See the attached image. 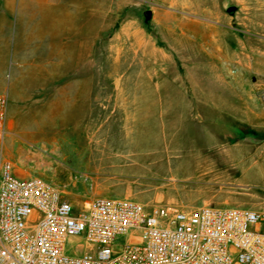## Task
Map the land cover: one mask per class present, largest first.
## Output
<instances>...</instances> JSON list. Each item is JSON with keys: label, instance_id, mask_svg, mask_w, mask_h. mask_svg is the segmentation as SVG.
Wrapping results in <instances>:
<instances>
[{"label": "rangeland", "instance_id": "obj_1", "mask_svg": "<svg viewBox=\"0 0 264 264\" xmlns=\"http://www.w3.org/2000/svg\"><path fill=\"white\" fill-rule=\"evenodd\" d=\"M158 1L112 3L106 0V49L101 50V66L93 65L96 52H90V71L92 75H105L107 81L92 83V89L98 90L100 85L106 90L145 91L152 89L148 83L151 76L160 89L186 91L187 106L193 103L202 117L199 122L187 119L177 127V116L171 115L173 128L164 133L151 126L135 132V144L143 149L154 148L156 154L147 156V162L139 164V174L147 177L133 180L128 197L144 204L181 208L211 204L264 210V27L259 25L260 0ZM65 5V2L60 3L59 16ZM232 5L236 9L229 13L227 8ZM32 6L34 4L22 3L20 8L12 9V23L4 34L6 67L0 94L7 92L8 108L3 152L16 170L29 171L31 176H39L66 192L77 194L80 190L67 184V172L76 177L83 170L82 157L74 145L83 142L81 132L79 140H70L73 133H79L69 127L74 115L60 117L64 122L59 125L60 130H57L56 118L49 120L48 117L46 129L40 130L34 113L27 110V113H19L15 90L12 86L8 88L16 69L20 13L33 10ZM121 8L123 18L138 15L135 27H144L147 34L143 29L140 34H110L115 22L112 12ZM157 8L170 11V32L146 21L147 11ZM96 23V19L91 18L84 34L81 30L74 41L71 34L69 38L64 37L69 44L65 55L68 54L70 60L86 62L87 51H79L77 41L86 40L88 30L89 34L93 32ZM58 40L61 56V48L66 44L61 42L60 34ZM140 44L144 45L140 47ZM138 47L142 52L140 49L138 52ZM38 52L48 53L45 45H41ZM63 69L67 67H60L58 71ZM114 75L127 76V81L111 82ZM136 77H139L137 82ZM25 104L30 109V104ZM51 112L57 113L56 110ZM10 121L13 122L11 127ZM19 148L41 152L48 162L32 161L31 168L18 161ZM66 197L76 207L89 199L88 195L80 194L66 193ZM119 248L117 244L113 246L114 251Z\"/></svg>", "mask_w": 264, "mask_h": 264}, {"label": "crops", "instance_id": "obj_2", "mask_svg": "<svg viewBox=\"0 0 264 264\" xmlns=\"http://www.w3.org/2000/svg\"><path fill=\"white\" fill-rule=\"evenodd\" d=\"M117 1L123 0H111L112 3ZM166 1L169 0L158 2ZM62 2L66 5L61 9L59 16L57 11ZM22 3L34 4V6L30 7L33 10L20 13L21 29L16 33L18 36L16 69L8 88L12 86L15 90L16 100L20 104L19 113H25L26 110L34 113V119L40 130L46 129L48 117H50L49 120L56 118L57 130H60L59 125L64 123L61 122L60 117L65 114L74 115L69 121V127L79 133H73L70 140H79L81 132L83 142L74 145L75 150L82 157L80 162L83 170L76 177L73 173L67 172V184L74 190L79 189L80 192L74 194L71 191H64V196L66 197L68 193L88 195V198L128 197L132 193L133 180L147 177L143 173L139 174V164L147 162V156L156 154L154 148L144 147L143 149L135 144V132L151 126L164 133L166 129L173 128L171 115L177 116V127L184 124L187 119L199 122L202 116L193 103L187 106L189 97L186 91L180 90L177 93L160 89L158 82L151 76H148V83H151L152 89L145 91L106 90L100 85L98 90L92 89V83L101 84L107 81L105 75H92L90 71L92 66L90 52L92 50L96 52L93 65L101 66V50L106 49L107 41L104 37L108 34L106 0H1L0 83L3 81V72L6 67L4 34L12 23L11 10L20 8ZM161 8L150 11L146 21L148 20L158 29L170 32L172 30L171 13ZM112 17L115 22L110 34L115 32L140 34L142 29L147 34L144 27H135L138 15L123 18L121 8L119 11L114 10ZM91 18L96 19L97 22L93 32H90V35L88 30L87 39L77 41L78 50L87 51L86 62L70 60L69 55H65V51L69 50V44L68 39H66L67 42L64 41V37L69 38L71 34L74 41L75 35L81 34V30L83 33L85 26H89ZM259 25L264 27V0H260ZM59 34L63 38L61 42L66 44L61 48L63 50L61 56L58 54L57 46ZM150 34L153 35V33ZM92 43H94L93 47ZM41 45H45L47 54L44 55L42 52L39 54ZM143 45L140 44V47ZM152 47L154 51V44ZM139 49L142 52L139 47L138 52ZM60 67H67V69L58 71ZM85 67H87L86 72ZM29 70L31 74H27ZM126 77L114 75L112 76L114 80L111 82H125ZM138 79L139 77H136V82ZM25 102L30 104V109ZM52 110H56L57 113H52ZM12 123L10 121V127ZM17 159L23 164H29L31 168H33L32 161L48 162L41 152L24 148L17 150ZM15 172L21 177H29L32 174L21 169H15ZM71 198L70 196L69 199Z\"/></svg>", "mask_w": 264, "mask_h": 264}, {"label": "built area", "instance_id": "obj_3", "mask_svg": "<svg viewBox=\"0 0 264 264\" xmlns=\"http://www.w3.org/2000/svg\"><path fill=\"white\" fill-rule=\"evenodd\" d=\"M7 104L1 93L0 264H264V210L112 196L76 207L61 187L19 176L3 152Z\"/></svg>", "mask_w": 264, "mask_h": 264}, {"label": "water", "instance_id": "obj_4", "mask_svg": "<svg viewBox=\"0 0 264 264\" xmlns=\"http://www.w3.org/2000/svg\"><path fill=\"white\" fill-rule=\"evenodd\" d=\"M235 9H236V7L232 5V6H229V7L227 8V11H228L229 13H232ZM147 13L149 14V13H150V10H148Z\"/></svg>", "mask_w": 264, "mask_h": 264}]
</instances>
